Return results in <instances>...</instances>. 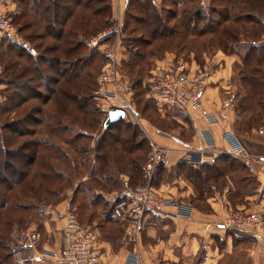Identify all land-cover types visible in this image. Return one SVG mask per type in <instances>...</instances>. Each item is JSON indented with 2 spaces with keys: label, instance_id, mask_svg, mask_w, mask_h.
Wrapping results in <instances>:
<instances>
[{
  "label": "rangeland",
  "instance_id": "rangeland-1",
  "mask_svg": "<svg viewBox=\"0 0 264 264\" xmlns=\"http://www.w3.org/2000/svg\"><path fill=\"white\" fill-rule=\"evenodd\" d=\"M143 1H130V7L122 17V28L118 38L110 36L98 40L95 44L90 43L91 39L112 26L109 21L111 14L107 22L102 15L91 18L89 8H78L77 13L72 21L65 26V29L78 30V33L70 36V40L80 42L81 46L75 53L67 55L63 51L68 45L58 42L59 49L55 53H44L48 58H53L54 55L59 58L60 61L55 63L53 70L48 69L44 63L36 61L40 65L39 70L42 76H40V72H34L33 64L29 60L16 55V48L15 51L11 48L6 51V47L0 46V100L13 94L12 86L7 82L9 77L3 71L6 68L17 71L27 66L29 73L24 78V82L29 83V89L35 88L36 94L38 93V97L33 94L28 95V100L16 109L13 115L0 112V123L11 118H39L40 124L38 125H31L25 121V123L22 122L21 126L34 129L36 131L34 138L40 139L41 142L38 147L39 157L32 169L30 168L24 185L12 193L13 196L8 199L7 205L0 211V237L5 239L0 240V244H2L0 245V264H29L30 260H34L32 257L36 253L35 251L48 253L57 250L60 243L55 249H44V246L52 245V242L45 234L43 223L47 220L46 211L65 200L76 214L77 220L95 235V243L98 244L100 251L102 244L112 251H118L121 247L128 248L129 251L134 246L140 248L141 244L148 242L144 236L148 220L152 218L151 216L161 212H145L142 215L140 235L135 241L129 234L132 229L129 212L132 200L129 202L127 199L129 203L121 207L122 209H118L116 204L125 191L124 182L128 183V186L133 190L148 184L151 185L153 176L159 167H165V171H162L157 177L161 182L157 187L151 186L165 195L168 194L174 198L188 201L193 206V211L195 208L208 211L207 197L222 196L225 193L231 197L233 204H237V208L232 211L259 212L248 210L255 209L253 203L256 202V198L254 195H261L264 192V189L259 191L258 180L248 167L249 160H251V156L248 154L234 158L227 156L228 159H226L227 157L223 158V161L218 163L214 162L217 158L214 157L196 167L182 161L184 158L182 155L178 161L186 163L188 167L205 170L208 167L204 165H212L218 166L215 167L217 169L221 168L222 174L216 179L208 181L205 188H200L201 190L195 188L187 179L186 167L176 168L178 161L169 165L171 162H168V150L165 146L155 142L150 133L152 130H156L160 137H167L171 142L179 140V142L182 141L186 144L194 134L191 132L192 126L182 125L180 113L185 116L188 114L181 111L179 113L173 109H166L161 113L157 112L154 108V101L143 90L144 87L146 89V80L151 69L159 62H163L157 61V59H161L166 52H170L171 56H175L177 59L189 63L194 60L208 73L202 94L201 115L205 112L203 109L205 91L210 82L214 83L211 78L213 71L216 78L217 102L223 109H227L228 112L232 111L234 114L233 125L230 128L238 138L246 140L253 133V130L264 127V63L257 64L252 60L242 61L250 46L255 45L260 48L264 45V29H262L264 25V0H161L156 2L153 0V5L151 4L153 7L148 4V8L159 16L167 28H171L173 31L172 35L165 38L152 37L146 32L145 18L147 15L141 6ZM91 4L92 6L96 5L93 2ZM98 4H102V1ZM15 13H17V9L9 12L11 17ZM246 15L249 18L247 20L244 19ZM238 16L240 19L234 21V18ZM80 17H83L82 24L79 22L81 19H77ZM226 17L228 20L224 21ZM24 20L31 21L32 19L26 16L22 19L18 18L17 23H14L12 19V23L18 30V34L34 46L37 55L32 56V58L36 60L37 56L43 52V47L53 44L54 41L50 37L40 39L36 35L32 36L31 34L34 32L30 29L19 30V23ZM219 22L222 24L219 28L224 26L227 29H236L235 33L239 38L237 41H228L226 43L228 47L225 49L219 45L217 31H212ZM28 35L31 36L28 37ZM1 40L4 44H14L6 38ZM37 44H42L43 47L39 48L36 46ZM113 47H116L117 60L120 62L122 74L127 73L132 79V83L133 80L143 81L144 87L142 86L141 89L135 87L134 92L137 90L139 93L131 97V105L138 114L139 120L128 116L127 119L121 121L131 125V128L132 126L137 128L135 142L141 140L144 144L132 153L123 152L120 144L115 147L110 146L108 150L106 147L103 148L104 151L109 152L111 179L116 181L112 183L111 180L107 183L100 179L101 176L97 170L99 161L96 156L101 152L96 144L105 130L103 124L108 114L106 115L100 109L96 95L99 89L97 77L101 68L107 63V54ZM257 52H260V49ZM87 57L90 63L85 64L82 71L72 78L71 83L65 82L66 76L76 73L79 68L74 67V61L78 60L79 64H83ZM16 61L18 64L13 65ZM125 62L132 65L130 74L126 72ZM121 64H123L124 71ZM253 68H258L256 76L262 82L261 94L256 97L251 94L250 85L247 82V77L253 74ZM65 71L66 73H64ZM31 76V79H27ZM50 78L58 79V82L53 83L49 80ZM64 82L65 86L72 90L76 103L63 98L57 99V95H50L49 90H57L63 87ZM26 94H29V90ZM49 95L51 97H48ZM242 101L247 103L248 109L240 112L238 104ZM2 102L0 103L3 104ZM80 104H83L81 109L78 108ZM65 105L66 109L61 112V107ZM33 108H37L36 110L39 112ZM93 109L96 112H93ZM98 110L102 115L99 114ZM250 117L252 118V127L248 128L246 123ZM128 133L129 131L124 132L123 138L129 136ZM2 136L7 137L5 134ZM25 140L27 139L15 141L4 139L1 142L3 141L5 147H17ZM153 145L167 151L166 162L157 165L150 171L147 166L153 157ZM224 154L220 155L224 157ZM155 156L160 158V151L156 152ZM247 156L248 158H246ZM129 160H135L138 165H141L146 180L133 185L126 175L119 174L127 170L123 167H127L125 163ZM225 162L231 165L224 167ZM156 180L154 179V181ZM31 184L34 185V188L36 187V192H29ZM162 184L166 185L165 190L160 188ZM187 194L188 197H186ZM246 195L253 196V199L244 200ZM240 205H245L248 209L238 208ZM229 211L231 210H227L226 213ZM259 213L262 216V212ZM11 223H17L18 226L9 227ZM223 223L224 219L221 227L232 231L234 236L246 232L226 227ZM26 233L32 235L35 241L34 247L21 245L20 240ZM21 250L23 251L20 252ZM31 250L32 253L29 252ZM6 254L12 256L11 259L4 260ZM203 256V252H200L193 257H181L178 262L199 264ZM41 261L52 264L44 255H42ZM239 263H247V258L244 251L236 249L235 253L225 256L220 264Z\"/></svg>",
  "mask_w": 264,
  "mask_h": 264
},
{
  "label": "built area",
  "instance_id": "built-area-1",
  "mask_svg": "<svg viewBox=\"0 0 264 264\" xmlns=\"http://www.w3.org/2000/svg\"><path fill=\"white\" fill-rule=\"evenodd\" d=\"M9 12L6 7H0V40L2 38L9 39L28 55L36 56L34 46L18 34ZM121 27V22L117 19L115 24L93 37L90 43L95 44L98 40L110 36L118 38ZM117 54L116 47H113L107 54V63L101 68L97 77L99 89L96 96L99 107L106 115L113 110L121 111L123 113L122 121L128 116L139 120L138 114L131 105L133 86L122 74ZM207 76L208 73L194 60L189 63L170 56L151 69L146 80L147 94L162 112L166 109H177L191 115L202 109V94ZM202 116L210 124H218L221 121L216 114L211 112L205 111ZM197 133L200 139L198 145L190 147L183 154L182 160L194 167L216 157V148H218L210 131L204 129ZM221 138L224 149L230 155L241 157L247 154L244 143L231 128L225 126ZM166 150L153 145V157L147 166L148 170L152 171L157 165L165 164ZM159 151L161 157L157 158L155 154ZM124 185L125 191L116 206L118 209H122L121 207L126 206L132 200L131 206H129L132 229L129 234L135 241L140 235V219L145 212L159 213L165 211L166 208H172L174 212L171 215L185 219H190L193 214V206L188 201L165 195L149 184L134 190L128 186V183L124 182ZM63 216L64 224L60 232L59 248L48 253L35 251L32 258L38 260L42 259V255H44L52 264H103L100 248L95 243V235L77 220V216L69 204L65 206ZM223 224L226 227L247 232L264 226V220L259 212L248 213L231 210L226 213ZM20 243L24 246H35L32 235L28 233L23 235ZM125 264H158V262L155 260L145 262L139 248L134 246L127 254Z\"/></svg>",
  "mask_w": 264,
  "mask_h": 264
},
{
  "label": "trees",
  "instance_id": "trees-1",
  "mask_svg": "<svg viewBox=\"0 0 264 264\" xmlns=\"http://www.w3.org/2000/svg\"><path fill=\"white\" fill-rule=\"evenodd\" d=\"M13 1L17 5V13L12 14V19L14 23H17L16 20L18 18L22 19L26 16L32 19L31 21L24 20L23 22L19 23V30L24 31L26 29H30L32 30V32L36 33V34L34 33L31 34L32 36L36 35L40 39H44L45 37H50L54 41V43L44 46V47L42 44H37L36 45L37 47L39 48L43 47V52L37 56L36 60H34L32 56L28 55L20 47L14 44H11V43L4 44V42H2L3 40H1L0 46L6 47V51H8L10 48L15 51V48H16V51H15L16 55L18 57H25V59L29 60V62L33 64L34 72L35 71L37 73L40 72V76H42L41 71L39 70L40 65L36 61L44 63L47 66V68L50 70L54 69L53 67H55L56 65L55 63H59L58 61L60 60L56 55H54L53 58H48L44 55V53H55L59 49L58 42H63L64 44L68 45L67 48H65V50L63 51L67 55L75 53L77 49L81 46L80 42H75L73 41V39L70 40V36H73L75 33H78V30L74 31V29L72 28L67 29V30L65 29V26L68 25L72 21L74 15L77 13L78 8L80 9L89 8L90 9L89 16L91 18L92 17L94 18L98 15H102L104 16V19L107 22L109 19V15L111 14V4L109 0H13ZM101 1H102V4H98ZM92 2L96 5L92 6L91 4ZM137 2H140V0H137ZM148 4L151 7H153L152 6L153 0H144L143 4L141 5L144 13H146L147 15V17L145 18L146 32L152 37L158 36L159 38H165V37L172 35L173 31L171 30V28H167V26H165V24L161 22L159 16L155 15L154 12L148 8ZM247 15L244 16V19L246 20L249 19ZM77 19H81V21L79 22L81 24L83 23V17L82 18L80 17ZM236 19H240V17L239 16L235 17L234 21H236ZM226 20H228L227 17L224 18V21ZM217 24L218 25L215 26V29L213 28L212 31L214 30L217 31V34L219 35V45H221L222 48L225 49L228 47L226 45L228 41H237L239 39L238 35L235 33L236 29H227L224 26L219 28L220 25L222 24L221 22ZM262 29H264V25L262 26ZM256 30L257 32H259L258 29ZM31 35H28V37ZM258 49H260V52H257ZM166 53H170V52H166ZM249 60L255 61V63L257 64L264 63V45H262L260 48H258L255 45L250 46L248 50L246 51V54H244L242 61L248 62ZM89 63H90V60H88V57L84 60L83 64H79L78 60H75L73 63L74 67L76 68L77 66L79 68L76 73L67 75L66 76L67 80H65V82L71 83V81H73L72 78L77 76L78 73L82 71V69L85 67V64L88 65ZM17 64H18L17 61L13 63V65H17ZM124 65L127 66L126 72L130 74L129 72H131L130 68L132 65H130L127 62H125ZM121 66L123 69L124 68L123 64H121ZM252 70H253V74L247 77L248 79L247 82L250 85L249 88H250L251 94L254 97H256L258 95L260 96L261 94L262 82H261V79L258 76H256L257 75L256 72H258V68H253ZM3 71L9 77L7 82L12 86L13 94L7 97V102H5L3 106H0L1 113L5 114V113H10L11 111H15L28 100L27 98L28 95L33 94L36 97H38L37 95L38 93L36 94V91L34 90L35 88L29 89V86H30L29 83L26 84L24 82V78L27 76V73H29L27 66L17 71L11 70L8 68H6ZM64 73H66V71ZM123 75L131 82L132 79L130 78L129 75H127V73ZM31 78L32 76L27 79H31ZM49 80H51L53 83L58 82V79H55V78H50ZM65 82H64L63 87H60L57 90L56 89L52 91L49 90L50 95L51 96L57 95L58 97L57 99L63 98L65 100H71L72 102L76 103L72 90H70V87L67 88L65 86ZM142 83H143L142 80L138 82L133 80V83H132L133 96L139 93L137 92V90H135L134 92L135 87H139L140 89L142 88V86L144 87ZM28 90H29V94H26ZM143 91L147 93V88L145 89L144 87ZM50 95L48 97H51ZM249 97H252V96L249 95ZM153 104H154L155 110L161 113L162 111L159 110L155 102H153ZM82 105L83 104H80L78 108L81 109ZM33 109L36 112H39V110H36L37 108H33ZM65 109H66V105L61 107V112H64ZM247 109H248L247 103H245L244 101L239 102L238 110L240 112H243ZM173 110L178 111V112L180 111L177 109H173ZM92 111L96 112L95 109H93ZM98 112L99 114L102 115V113L99 110ZM180 116L182 117L183 122H187V124H189L187 116L183 115L182 113H180ZM251 120L252 118L250 117V119L246 123L248 125V128L252 127ZM25 121L26 123H29L31 125L40 124L39 118L28 119L27 117L18 118L17 120H13L11 122L5 121L6 123L5 124L3 123L4 128L8 129L12 134L16 135L17 137H20V136L26 137L27 139L25 140L26 142L23 141L17 147H13V146L5 147L2 143L3 141L1 142V140L5 139V140L10 141L11 139L9 137H3L2 133H0V211L7 205L8 199L11 196H13L12 193L17 188H20V187L22 188V186L24 185V180L29 175L28 173L30 172V168L32 169L34 163L39 157L38 147H39V143H41L40 139L34 138V135L36 134V131L34 129L23 128L21 126L22 122L25 123ZM130 126L131 125L129 124H126V123L124 124L121 120L114 122L109 128H105L103 134L100 136V138L97 141L96 147L101 152L97 154L96 156L97 160L99 161V166L97 170L101 176L100 179L107 183H109L112 180L111 172H110V165H109L110 160L108 159L109 152L107 151L108 147L110 146L115 147L117 144H120L123 152L132 153L136 151L137 149H140L142 145L144 144V142H142L141 140L138 142H135V138L137 136V133H136L137 128H133V126L131 128ZM126 131H129L128 133L129 136L123 138L122 134ZM104 147H106L107 149L106 151L103 150ZM226 157L227 156H224V157L220 156L216 158L214 162L215 163H218L219 161L222 162L223 158H226ZM228 158L229 157H227L226 159ZM125 164L127 165V167H123V168L127 170L122 171L119 174L126 175L131 184L134 185L138 182H143L144 180H146L143 168L141 167V165H138L135 162V160H129ZM223 165L224 167H228L231 164L225 162V164ZM204 166L208 168L205 170H201L200 168H191L190 166L188 167L186 163L179 162V161L176 164V168L178 169L186 167L185 173L187 174V179L193 184L195 188H198V190H201L200 188H205V185H207L208 181H210L211 179H216L218 176L222 174V171H220L221 168L220 169L215 168L218 166H215V167L212 165H204ZM204 166L202 165V167ZM162 171H165V167H159L157 169V171L155 172V175L153 176V182H151L152 186L154 187L159 186L161 181L160 179H157V177L158 175L161 174ZM154 179L155 180L157 179V180L154 181ZM115 182H116L115 180H112V183H115ZM29 192H36V187L34 188L33 184H31V186L29 187ZM14 207H17V206H14ZM13 225L18 226L17 223L16 224L11 223L9 227ZM0 240H5V239H1L0 237ZM5 246L7 247L6 244ZM11 257L10 255L6 254L4 256V260L9 259V258L11 259ZM173 264H182V263L174 262Z\"/></svg>",
  "mask_w": 264,
  "mask_h": 264
},
{
  "label": "crops",
  "instance_id": "crops-1",
  "mask_svg": "<svg viewBox=\"0 0 264 264\" xmlns=\"http://www.w3.org/2000/svg\"><path fill=\"white\" fill-rule=\"evenodd\" d=\"M131 0H109L111 4V16L110 22L115 23L117 19L121 22L125 11L129 9ZM161 1V0H155ZM6 7L9 11H15L17 5L13 0H0V7ZM122 28V27H121ZM171 53H166L161 59L157 61H164L169 58ZM215 67V66H214ZM213 67V68H214ZM215 72H211V78L214 83H209V87L206 89L203 98V109L206 112L216 114L220 118V123L210 124L205 118L198 113L187 115V119L193 132L192 139L184 144L182 141L171 140L167 137H160V134L156 130L151 131L153 140L159 145L165 146L168 150L167 158L169 165L174 164L179 158L192 146L198 145L200 139L198 133L201 130L207 129L210 131L215 139L216 145V157H220L222 153L225 156L230 155L224 149V144L221 138L222 130L225 126L229 127L233 125L234 114L232 111L228 112L227 109H223L217 102L216 91V78ZM1 106L7 101V97H4ZM15 111L5 114H15ZM18 118H11L7 122L17 120ZM4 124L6 122H3ZM0 123V133L5 134L11 140L24 139L26 137L12 134L8 129L4 128V124ZM187 122H183L182 125H186ZM148 125V124H147ZM145 126V125H144ZM253 133L247 137L246 140H242L244 143L248 156H251L248 167L254 173L259 183V191L264 189V127L259 130H253ZM246 154V155H247ZM248 156L246 158H248ZM244 160V158H242ZM168 166V165H167ZM228 180L229 177H227ZM165 184L160 186L164 188ZM256 202L254 204L255 209H248L245 205H240V209H248L250 211L262 212V218L264 220V192L254 195ZM188 197V194L186 195ZM184 198V197H183ZM245 199L252 200L253 196L246 195ZM188 200V199H187ZM208 211H202L195 208L190 219L176 217L171 215L174 212L172 208H166L165 211L151 216L152 220H148L147 227L145 229V238L148 241L140 246V254L145 262L155 260L158 264H173L178 262L181 257H193L203 252L204 256L199 264H220L225 256H229L235 253L236 249L244 251L247 263L239 264H264V226L247 232H241L242 235H233L232 231H228L222 228V221L226 215L227 210H233L237 208V204H233L231 197L225 193L222 196L207 197ZM67 202L60 201L54 206V208L46 211V221L43 223L46 231V236L51 240L52 245L44 246V249H55L60 243V229L64 224L63 214L65 212V206ZM235 205V206H233ZM143 236V235H142ZM236 237V238H235ZM156 241V242H155ZM155 242V243H154ZM222 247V248H221ZM35 250H37L35 248ZM21 250L20 252H22ZM129 249L121 247L118 251H112L109 247L102 244L101 259L103 264H125V259ZM32 253V250L29 251ZM29 264H46V262L38 260H30Z\"/></svg>",
  "mask_w": 264,
  "mask_h": 264
},
{
  "label": "water",
  "instance_id": "water-1",
  "mask_svg": "<svg viewBox=\"0 0 264 264\" xmlns=\"http://www.w3.org/2000/svg\"><path fill=\"white\" fill-rule=\"evenodd\" d=\"M123 117V113L121 111H111L109 112L106 120L104 121V128H109L114 122L120 121Z\"/></svg>",
  "mask_w": 264,
  "mask_h": 264
}]
</instances>
